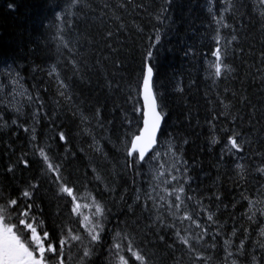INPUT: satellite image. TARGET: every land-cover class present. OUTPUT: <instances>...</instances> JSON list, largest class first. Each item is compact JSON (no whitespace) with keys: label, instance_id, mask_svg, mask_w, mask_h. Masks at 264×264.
Instances as JSON below:
<instances>
[{"label":"snow or ice","instance_id":"6c2138e0","mask_svg":"<svg viewBox=\"0 0 264 264\" xmlns=\"http://www.w3.org/2000/svg\"><path fill=\"white\" fill-rule=\"evenodd\" d=\"M216 2L218 10L213 0L207 7L213 59L204 56V79L216 97L212 100L206 89V139L209 151L221 145L219 159L230 164L225 170L229 193L222 191L219 176L207 190L195 183L196 165L185 158L188 138L166 133L164 127L169 113L156 82V50L174 23L176 0H41L43 11L37 10L35 17L45 48L51 51L54 45L56 58L46 65H29L17 55H0V133L11 129L16 135L22 129L30 149L17 156L9 141L8 160L0 164V264H97L100 258L103 264H264V104H254L246 86L250 77L264 91V0ZM7 7L13 13L19 8L15 0ZM144 13L150 32L134 19L126 20ZM256 25L262 47L258 60L249 63L243 59L246 29ZM130 27L147 41L141 45L138 66L131 69L121 58L127 44L122 37L132 35ZM254 47L249 46V56L255 55ZM196 55L194 49L184 51L185 57ZM229 58L239 59L255 74L238 76ZM37 73L44 87H24L28 78L37 80ZM94 77L108 96L123 95L131 105L113 104L123 129L116 141L108 134L114 117L105 120L99 104L88 113L81 107L80 89L92 87ZM229 80L238 81L239 89L226 84L221 93L219 83ZM53 85L55 95L46 97ZM173 91L184 93L182 81ZM49 99L55 106L51 115ZM64 110L80 121L76 135L91 141L90 152L80 148L89 161L83 181L66 174L67 147L57 159L52 143L38 141L37 125L47 119L50 139L68 143L66 132L55 123ZM105 141L119 157L110 158ZM96 157L111 165L108 175L102 174ZM34 165L38 175L25 180L24 172ZM122 177L130 185H121ZM49 192L57 201L58 222L52 227L42 199Z\"/></svg>","mask_w":264,"mask_h":264},{"label":"trees","instance_id":"16d2710c","mask_svg":"<svg viewBox=\"0 0 264 264\" xmlns=\"http://www.w3.org/2000/svg\"><path fill=\"white\" fill-rule=\"evenodd\" d=\"M9 2L10 0H0V55H17L29 65L33 63L46 65L50 63L56 58L54 45L49 46L52 49L51 51L49 48H45L41 40L43 30L39 28L38 20L35 17L37 10L43 11L41 0H15L19 6L18 11L15 13L8 9L7 5ZM144 2L147 3L148 0H144ZM156 2L158 3V0ZM245 2L250 3L251 0H245ZM213 3L215 4L214 10H218L220 5L216 0H213ZM207 7L208 0H176V4L171 12L174 23L170 29L165 30L166 34L163 37L162 45L156 50V82L160 90L164 92V103L169 113L167 124L164 126L166 133H176L178 138L186 136L189 140V143L184 147L185 158L190 163L194 162L196 165L192 175L195 177L198 174V182L200 186L202 184L201 187L205 190L214 181H217V176H219L220 181L223 182L222 191L229 193L231 191V184L228 181L225 170L230 167V164L219 159L221 145H216L209 151L206 139L208 127L205 123V117L209 115L208 108L210 107L205 99L206 89L209 91L212 100H215L216 97V92L209 88L211 82L204 79L205 54H207L208 59H212L208 47L210 41L206 35L208 32L206 26L211 22ZM133 19L136 23L143 25L148 32L152 31L147 13L135 16L134 18L126 16V20L129 22ZM244 23H248L247 17L244 18ZM256 28H258V25L255 27L249 26L246 29L248 39L244 41L245 53L243 59L249 63H254L258 60L262 47L260 43L261 34ZM129 30L132 35L130 37H122L127 39V44L121 58H126V63L130 65L131 69L138 66L141 45L146 44L147 41L141 40L134 28L130 27ZM250 45L255 46L253 49L255 55L249 56L247 54ZM189 48L194 49L197 53L194 58L184 56V51ZM229 62L238 67L237 75L240 77L244 76L245 71H251L255 74V69H248L246 65L241 64L239 59L229 58ZM256 66L259 67V64ZM29 70H26V74ZM43 79L46 80L47 77L45 76ZM177 81H182L185 89L183 94L173 91V87ZM192 81H195V83H191ZM33 83L39 84L41 88L44 87L39 73H37L36 81L28 78L24 83V87L31 90ZM226 84L229 87L237 89L240 87L238 81H221L218 89L221 93H223ZM246 86L248 87L247 94L252 102L258 107L264 104V91L260 90L259 84H252L249 77ZM80 91L82 92L80 99L84 100L81 107L86 113L94 111L95 106L99 104L103 107L105 120L115 118V124L111 126V132L108 134L112 136L113 141H116L117 136L122 135L123 129L119 128L120 114L119 110H113V104L114 102H118L127 109H130L131 105L125 104V97L123 95L108 96L107 89L101 90L96 85L95 77L92 87L85 86ZM49 95H55L54 85L52 86L51 93L45 94L46 97ZM228 98L231 99L230 93ZM47 107L48 114L51 115L55 107L51 99L48 100ZM26 111L30 112L31 110L26 109ZM189 112L191 113L190 119L188 118ZM197 120H199V125H197ZM55 123L66 132L68 143L66 145L57 144L50 139L52 135L50 131L51 123L47 119L37 125L38 141L41 145L52 143L51 154L57 156V159L63 156L64 148L67 147L69 149V159L65 161L66 174L71 176L73 180L80 177L81 181H83V174L89 161L85 154L80 152V148H84L86 152H90V149H88V143L91 142L90 138L76 135L79 131L78 126L80 121L78 118L74 119L71 112L67 110L62 111L55 118ZM30 124L31 121L29 120V126ZM11 131L10 129L0 133V164H6L8 160L5 152L11 151V149L7 148L9 141H11L17 156L20 155L21 150L30 151L28 148V137L23 130H17L16 135H12ZM96 132L98 136L101 134L100 129H97ZM221 135L223 136V134ZM56 139L58 140V137ZM104 143L107 144L106 141ZM106 151L109 152L110 158L119 157L120 155V153H117L112 148L111 144H107ZM72 153H75V158L72 156ZM28 158L32 159L31 155ZM225 159L227 161L228 158L226 157ZM95 163L101 169L102 174H109L107 170L111 167L110 164L102 163L99 157H96ZM218 165L223 166L218 169ZM23 175L25 180L30 175H38V166L34 165L31 171H26ZM89 175H91L90 169ZM2 180L3 176H0V181ZM125 182L129 185L131 183L127 177H122L121 185ZM89 187L95 190V183L90 181ZM97 195L99 196L100 193H97ZM42 199L45 216L48 219L49 227H52L53 221L58 222V218L54 215L57 210V201L52 199L51 192L46 196L42 193ZM227 199H230V196L226 197ZM120 219L123 220L124 216L121 215ZM97 264H103L102 258L97 261Z\"/></svg>","mask_w":264,"mask_h":264},{"label":"rangeland","instance_id":"374dc122","mask_svg":"<svg viewBox=\"0 0 264 264\" xmlns=\"http://www.w3.org/2000/svg\"><path fill=\"white\" fill-rule=\"evenodd\" d=\"M197 175H198V174H197ZM197 175L195 176V183H196V184H199V182H198L199 179L197 178ZM201 186H202V184H201Z\"/></svg>","mask_w":264,"mask_h":264}]
</instances>
